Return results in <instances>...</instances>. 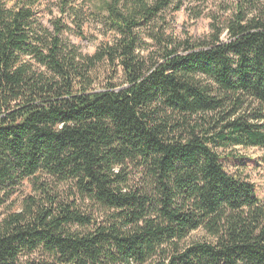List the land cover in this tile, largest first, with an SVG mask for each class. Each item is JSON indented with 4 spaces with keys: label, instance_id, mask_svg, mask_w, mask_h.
<instances>
[{
    "label": "trees",
    "instance_id": "obj_1",
    "mask_svg": "<svg viewBox=\"0 0 264 264\" xmlns=\"http://www.w3.org/2000/svg\"><path fill=\"white\" fill-rule=\"evenodd\" d=\"M195 1L101 0L112 37L87 54L63 37L77 0L50 26L0 0V204L33 186L0 215V264H264V200L224 163L264 149V0L166 34Z\"/></svg>",
    "mask_w": 264,
    "mask_h": 264
},
{
    "label": "rangeland",
    "instance_id": "obj_2",
    "mask_svg": "<svg viewBox=\"0 0 264 264\" xmlns=\"http://www.w3.org/2000/svg\"><path fill=\"white\" fill-rule=\"evenodd\" d=\"M235 1L238 0L195 1L192 5L203 11L200 17L192 18L184 8H181L178 11L166 13L164 15V22H161V26H165L166 34H171L174 37L183 38L186 35L193 38L202 37L210 31V14L220 16V20H224L231 13L230 11ZM100 2L101 0H77V6L78 8H82L84 14L83 25L80 30L70 25L71 30L63 33V37L77 45L83 53H93L102 42L109 41L112 37V34L110 32L106 33L100 24ZM54 3L55 0H41L40 2L38 11L42 22L46 26H50V21L53 18L60 17L58 8ZM62 21L68 23L69 19L64 15ZM222 37H227V35L223 33ZM145 40L149 44L152 43L150 39L145 38ZM230 149L226 151H230L233 156L224 160L226 168L241 174L253 183L257 196L264 200V149L241 146H235ZM28 194H33V186L31 181L26 180L21 185L16 186L13 192L0 204L1 217L11 211L18 210L23 198ZM85 205H89V202L85 201ZM201 235V231L191 232L186 241L199 238ZM30 257H38V255H25L22 257V260Z\"/></svg>",
    "mask_w": 264,
    "mask_h": 264
}]
</instances>
